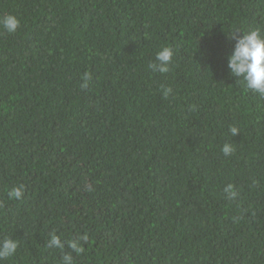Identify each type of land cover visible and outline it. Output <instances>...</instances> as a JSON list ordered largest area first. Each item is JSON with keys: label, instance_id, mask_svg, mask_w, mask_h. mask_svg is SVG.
<instances>
[{"label": "trees", "instance_id": "16d2710c", "mask_svg": "<svg viewBox=\"0 0 264 264\" xmlns=\"http://www.w3.org/2000/svg\"><path fill=\"white\" fill-rule=\"evenodd\" d=\"M7 14L0 241L20 246L3 264H61L84 235L75 264H264V98L228 68L264 0H0Z\"/></svg>", "mask_w": 264, "mask_h": 264}, {"label": "clouds", "instance_id": "9594fccd", "mask_svg": "<svg viewBox=\"0 0 264 264\" xmlns=\"http://www.w3.org/2000/svg\"><path fill=\"white\" fill-rule=\"evenodd\" d=\"M20 27V20L13 14H7L0 17V28L8 33H15ZM174 57V51L170 46L162 45L156 53L155 62L149 65V68L153 72L167 73L170 70V65ZM228 68L231 75L237 78V81L242 83L245 90L248 92H254L261 98H264V29L261 27H255L248 31H245L243 35L236 39L235 47L228 58ZM90 76L85 73L84 84L82 87L87 88ZM163 95L167 98L172 89L163 88ZM230 132L233 136L240 131L238 127L231 126ZM224 156H231L235 152V148L231 143H225L222 147ZM224 192L228 195L229 199H234L238 195L232 184H228L224 188ZM8 198L11 200H21L24 196L23 186H16L11 188L8 193ZM87 235L77 237L68 241V248L71 252H64L62 256L61 264H75L72 252L77 255L83 253L81 241H86ZM20 244L19 241L11 237H5L0 241V264H3L4 260H11L17 254ZM50 247L64 249V243L61 237L52 234L50 241Z\"/></svg>", "mask_w": 264, "mask_h": 264}]
</instances>
